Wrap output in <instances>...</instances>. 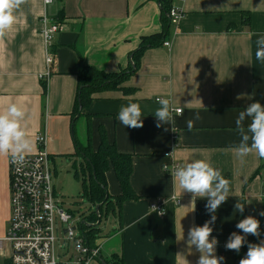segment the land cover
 <instances>
[{
  "label": "crops",
  "instance_id": "1",
  "mask_svg": "<svg viewBox=\"0 0 264 264\" xmlns=\"http://www.w3.org/2000/svg\"><path fill=\"white\" fill-rule=\"evenodd\" d=\"M182 8L185 16L175 27L159 0H54L48 7L43 0H26L16 12L17 23L0 38V111L11 103L25 110L22 126L33 141L26 155L37 153L36 138L46 134L53 173L69 163L76 170L80 159L82 174L78 169L74 174L82 185L89 177L76 145L89 147V131L94 152L104 131L119 154L131 157L136 199L116 205L105 217L109 224L99 226V264L115 258L124 264H197L200 253L189 247L188 232L210 219L207 199L197 198L192 211L191 193L173 185L165 165L206 159L230 181L229 197L211 225L218 257L221 242L239 233L238 200L245 204V217L264 226V159L252 153L241 160L233 151L241 139L235 124L239 111L256 101L264 105V63L255 59L256 34L264 33V0H186ZM44 14L64 26L54 40L55 64L48 80L42 79L47 70L40 32ZM164 33V42L142 54L138 69L117 90L94 94L84 111L88 118L72 117L78 75L85 66L108 74L125 71L145 38ZM159 97L183 109L182 116L174 114L176 132L170 125L156 127ZM131 102L141 106L142 128H124L117 120L121 106ZM197 111L202 119L189 131L186 121ZM249 123L246 118L245 128ZM10 157L0 154V238L10 220ZM106 181L116 203L122 188L112 164ZM158 199L167 200L163 218L151 210ZM5 251L11 256L7 246L0 255ZM61 255L60 260H70L73 247Z\"/></svg>",
  "mask_w": 264,
  "mask_h": 264
},
{
  "label": "clouds",
  "instance_id": "2",
  "mask_svg": "<svg viewBox=\"0 0 264 264\" xmlns=\"http://www.w3.org/2000/svg\"><path fill=\"white\" fill-rule=\"evenodd\" d=\"M25 2L26 0H0V38H3L17 23L16 12ZM45 2L48 3L50 0H45ZM256 35L255 59L264 63V33ZM157 103L159 107L153 114L157 120L156 127L170 125L171 130L176 132L175 116H182L183 109L177 107L169 98L159 97ZM142 117L141 106L134 102L122 105L117 114V120L124 128L132 129L143 127ZM24 118L25 110L16 103H11L3 111H0V154L10 155L13 162L16 163H23L26 154L33 149V141L22 126ZM246 118L250 119L247 128L244 126ZM201 119L200 113L195 112L194 116L186 121L188 130L191 131L196 121ZM235 124L236 131L241 137L239 144L233 149L236 157L243 160L249 154L255 153L259 158L264 159V105L259 101L251 103L246 109L239 111ZM165 169L171 173L174 186L178 183L182 192L191 193L190 208L192 211L195 210L197 198L207 199L205 207L211 217L202 226L194 225L190 228L188 244L189 247L195 246L200 253L197 264H221L225 258L216 255L218 240L212 237L213 227L211 225L217 219L218 208L229 197L230 181L206 159H193L190 162L173 164L170 169L168 165H165ZM244 207L245 204L239 200L234 205L235 210L240 213L244 212ZM152 210V212L157 211L155 206L152 207ZM260 215L264 216V212H261ZM135 223L133 222V224ZM236 228L241 230L244 235L232 232L225 248L239 253L241 247L246 243L247 235H260V221L249 215L240 220L236 224ZM239 264H264V242L248 243L246 256L240 259Z\"/></svg>",
  "mask_w": 264,
  "mask_h": 264
},
{
  "label": "built area",
  "instance_id": "3",
  "mask_svg": "<svg viewBox=\"0 0 264 264\" xmlns=\"http://www.w3.org/2000/svg\"><path fill=\"white\" fill-rule=\"evenodd\" d=\"M185 1L171 0L168 13L170 25L175 27L180 25L185 16L182 8ZM43 2L44 6L48 7L54 0L48 3L43 0ZM40 25V32L47 48V70L42 75V79L48 80L55 64L54 40L63 31L64 26L48 14L41 17ZM166 46L170 44L166 43ZM47 141L46 134H39L36 138L38 145L36 154L26 155L23 163L13 162L11 157L9 159L10 220L6 236L0 238V251L6 246L10 247V264H99L100 249L89 248L86 245L81 225L78 234V227L71 225L75 219L74 214L61 207L53 184V162ZM164 171H166L165 167ZM166 202L167 200L158 199L151 205V210L153 206L156 207L157 211L154 213L160 218L166 215ZM180 203L181 200L178 199L177 204ZM57 220L66 227H63L64 237L73 247L74 255L68 261L60 260L56 254L55 247L59 232Z\"/></svg>",
  "mask_w": 264,
  "mask_h": 264
},
{
  "label": "trees",
  "instance_id": "4",
  "mask_svg": "<svg viewBox=\"0 0 264 264\" xmlns=\"http://www.w3.org/2000/svg\"><path fill=\"white\" fill-rule=\"evenodd\" d=\"M159 1L162 6L163 14L168 15L171 8V0ZM164 19H166L165 16ZM247 20H249V18ZM168 23L170 25L169 18ZM165 38L166 33L153 36L151 38H145L141 42L137 51L133 53L131 67L120 73L108 74L94 67L85 66L78 75L79 91L72 117H87L84 114V111L93 101L94 94L104 91L117 90L119 86L127 80L129 75L133 74L138 69L142 54L150 47L159 46L161 41L164 42ZM90 132L91 131H89V147L84 148L78 144L76 145V148L78 155L82 156L84 159L85 169L89 177L88 183L84 181L82 185L83 197L87 199L93 209L92 213L83 218L84 223L82 222L81 224V230L85 235L86 245L89 248H95L96 240L101 233V229L99 227L100 225H97V223L100 222L101 224L104 217L107 218L109 215L114 213L116 205L121 204L125 200L136 199V195L130 186V176L132 174L131 157L119 154L115 145L109 144L104 131H102V142L100 148L97 152H94L91 148ZM111 164L114 167L116 176L118 177L122 188L121 196L115 198L116 203H113L114 198L109 194L107 189L106 173L108 172ZM97 206H100L99 213L96 212ZM243 218H245V207L241 220ZM238 234L244 235L241 230H239ZM262 240H264V226L262 224H260V235H247L246 243L241 247L239 253L234 250H227L225 248V244L227 242L225 243L223 240L220 244L219 256H222L225 259L221 261V264H239L240 259L246 256L248 243L258 244L261 243ZM105 264L124 263L123 261L115 258L111 262Z\"/></svg>",
  "mask_w": 264,
  "mask_h": 264
},
{
  "label": "rangeland",
  "instance_id": "5",
  "mask_svg": "<svg viewBox=\"0 0 264 264\" xmlns=\"http://www.w3.org/2000/svg\"><path fill=\"white\" fill-rule=\"evenodd\" d=\"M82 160L78 159L76 161L78 172L80 171V163ZM68 163V162H66ZM58 165V163H57ZM72 163H69L68 167H63L64 170L60 169L58 174L53 173V184L56 190V195L61 202V207L65 210H70L74 216V221L71 222V225L78 227L77 234L81 231L80 225L83 222V218L87 217L92 213L93 209L88 203L87 199L83 197V187L79 180L75 178V168L72 167ZM54 170V166H53ZM54 172V171H53ZM103 223L100 226L109 224L110 220H107L105 217L102 219ZM57 226L59 227V232L57 233L56 241V254L62 258V253H65L67 250L72 249V245L65 239L63 229L66 228L58 220ZM64 227V228H63ZM10 257L9 251H5L2 256L0 255V264H9L8 258Z\"/></svg>",
  "mask_w": 264,
  "mask_h": 264
},
{
  "label": "water",
  "instance_id": "6",
  "mask_svg": "<svg viewBox=\"0 0 264 264\" xmlns=\"http://www.w3.org/2000/svg\"><path fill=\"white\" fill-rule=\"evenodd\" d=\"M82 158H83V157H82ZM99 210H100V206H97V207H96V212L99 213ZM83 223H84V222H83ZM98 224H99V223H97V225H98Z\"/></svg>",
  "mask_w": 264,
  "mask_h": 264
}]
</instances>
